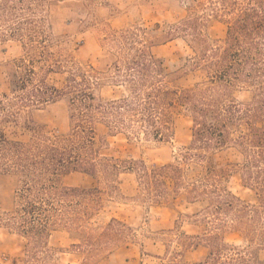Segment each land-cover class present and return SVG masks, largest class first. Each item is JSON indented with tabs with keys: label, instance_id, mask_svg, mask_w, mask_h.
I'll return each mask as SVG.
<instances>
[{
	"label": "trees",
	"instance_id": "16d2710c",
	"mask_svg": "<svg viewBox=\"0 0 264 264\" xmlns=\"http://www.w3.org/2000/svg\"><path fill=\"white\" fill-rule=\"evenodd\" d=\"M180 2L184 15L174 22L112 29L108 21L117 12L109 0H0V43L20 49L2 63L6 88L0 91V175L16 180L11 206L0 210V228L25 240L13 264H61L48 244L52 231L76 240L71 246L79 264H116L111 257L119 248L141 244L136 229L116 217L91 227L107 196L123 197L122 174L134 176L140 203L197 206L179 216L198 232L175 222L160 239L163 254L153 255L157 264H264V0ZM54 3L84 11L81 24L95 28L113 55L106 71L81 61L67 37L54 34ZM214 21L226 28L222 38L211 35ZM175 39L191 49L179 66L153 52ZM193 73L195 81L181 82ZM104 85L121 93L105 97ZM241 91L249 99H239ZM59 100L67 102L68 129L49 132L32 115ZM179 108L190 117V141L174 161L147 166L103 154L107 138L117 134L169 140ZM21 118L29 138H9L6 128ZM229 149L241 160H220ZM235 173L255 202L228 189L225 180ZM77 175L93 183L81 186ZM232 234L238 241L229 240ZM199 246L206 254L196 261L191 253Z\"/></svg>",
	"mask_w": 264,
	"mask_h": 264
},
{
	"label": "rangeland",
	"instance_id": "374dc122",
	"mask_svg": "<svg viewBox=\"0 0 264 264\" xmlns=\"http://www.w3.org/2000/svg\"><path fill=\"white\" fill-rule=\"evenodd\" d=\"M116 10V15L111 17L108 25L112 29H119L134 22L166 21L174 22L184 15V5L180 0H109ZM157 9L152 11V6ZM161 13L166 15L161 17ZM50 22L55 35L67 37L71 47L76 51V56L84 63L91 64L98 71L104 72L113 60V55L101 46L96 29H85L81 24L84 11L76 5L69 3H54L49 12ZM211 35L214 39L222 38L226 28L218 21L211 25ZM19 45L14 42L0 43V91L6 88L5 76L2 63L17 55ZM155 55L162 57L167 65L179 66L191 56L190 47L182 40L175 39L164 45L153 48ZM198 77L193 73L181 80L183 84L191 83ZM121 89L112 86H102L101 94L105 97L119 95ZM250 95L246 91L238 93L239 99L247 100ZM34 121L41 124L49 132H65L68 129V107L66 100L51 103L43 109L36 110L32 115ZM191 120L184 108L176 111L173 122V134L169 140L155 142L142 137L127 138L122 134L107 138V145L102 150L103 154L119 159L143 160L147 166L174 161L178 153L190 141ZM6 134L11 139L27 140L30 132L23 118L18 123L9 125ZM220 160L240 161L241 155L234 149L223 152ZM76 182L81 186H90L93 183L87 175H77ZM121 192L123 197L107 196L103 207L91 222V227H96L111 217H116L127 222L136 229L139 237V245H132L134 256L130 263L123 264H157V258L148 256L146 253L163 254L164 244L160 240L167 229L174 227L178 222L180 229L186 232H194L197 228L189 224L190 218L179 216L178 211L184 210V203H178L173 207L149 206L134 199L135 179L132 174L120 176ZM228 189L249 202H255L254 191L242 185L238 174H232L225 180ZM16 186V180L9 175H0V210L11 206L12 196ZM197 206H192L194 210ZM189 210V211H190ZM155 238V239H154ZM157 238V239H156ZM230 241H238V236L232 234ZM71 240L63 233H53L49 246L54 249L55 260L61 264H79L81 255L76 247L71 246ZM25 240L15 234H9L0 228V264H13L22 258V249ZM141 251L144 253L142 255ZM140 253V255H138ZM206 253V251H205ZM204 254V250H198L197 255ZM264 258V252H262ZM126 254L123 251L117 258L123 260ZM141 259V260H140ZM113 261V256L111 257ZM108 260L99 264H110Z\"/></svg>",
	"mask_w": 264,
	"mask_h": 264
},
{
	"label": "crops",
	"instance_id": "0c3cea01",
	"mask_svg": "<svg viewBox=\"0 0 264 264\" xmlns=\"http://www.w3.org/2000/svg\"><path fill=\"white\" fill-rule=\"evenodd\" d=\"M192 206H196V205H188V204H184L183 205V207H184V210H181V211H178V214L179 213H185V212H193L192 210H190V208H192ZM159 207H163V206H159ZM166 207V206H165ZM190 210V211H189ZM194 232H198V230H196V231H194ZM53 233H63V232H60V231H52L51 232V234L49 235V238H48V244H49V241H50V239H51V237H52V234ZM64 234V236L65 237H67V238H69L70 240H71V243L70 244H73V243H75L76 242V240L73 238V237H71V236H69V235H67V234H65V233H63ZM132 245H139L140 247L142 246L141 244H133V243H131V244H129V245H127V246H125V247H121V248H119L118 250H117V252L113 255V262H115L116 264H123V262L124 263H130L131 261H132V258H133V256H134V252H133V249H132ZM204 250V254L203 255H201V256H198L197 255V251L198 250ZM121 251H123V254H126V257H124V259L123 260H121V259H119V258H117V256H118V254H120V252ZM205 248L204 247H202V246H199L197 249H195L192 253H191V258L193 259V260H196V261H200V260H202L203 258H204V256H205ZM148 256H150V257H153V258H156V257H154L153 255H159V253H146ZM138 255H140V253H138ZM142 255H144V253L142 252ZM141 260V259H140ZM123 261V262H122Z\"/></svg>",
	"mask_w": 264,
	"mask_h": 264
}]
</instances>
